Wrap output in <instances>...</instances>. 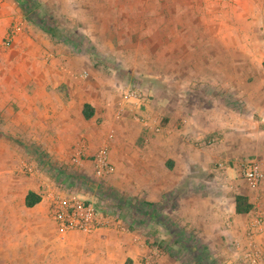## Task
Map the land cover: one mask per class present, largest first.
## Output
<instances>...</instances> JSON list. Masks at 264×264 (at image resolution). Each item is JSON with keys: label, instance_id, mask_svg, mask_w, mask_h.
I'll return each instance as SVG.
<instances>
[{"label": "rangeland", "instance_id": "374dc122", "mask_svg": "<svg viewBox=\"0 0 264 264\" xmlns=\"http://www.w3.org/2000/svg\"><path fill=\"white\" fill-rule=\"evenodd\" d=\"M1 1L12 4L11 14L19 15L23 29L27 33L31 31L30 38L34 43L28 50H35L37 45L45 46L51 52L56 50L58 53L53 55L58 64L63 65L65 57H62L61 51L66 48L52 42L46 33L27 21L13 0ZM38 1L63 27V33L73 40L77 36L85 38L91 43L93 51L101 55V64L91 70L94 75L83 73L82 76L78 72L67 77L66 81L81 87L84 83L87 86L90 77V80L99 82L100 89H97L94 116L90 120L80 119L79 123L76 122L77 128L72 130L71 125L76 124L75 105H70L63 112L68 100L64 95L67 92L61 71L54 69L48 72L45 66L52 58L48 55L46 60V54L41 53L39 60L45 62H39L38 68L34 69L30 66L28 52L22 53L13 62L7 51L0 49V179L5 181V195H1L0 186V264H62L63 257L68 254L85 255L88 259L85 264H92L98 257L93 246L114 237V241L135 237L143 239L148 249V264H154L166 254L153 241L168 240L170 237L163 233V228L141 217L135 207H129H140L142 201L154 203L159 217L175 230H181L179 233L182 235H194L215 264H264V250L259 249L258 256L250 258L248 245L234 250L229 242L219 244L216 238L220 235L227 238L226 234H220L223 228L202 223L200 217H204L205 213L207 215L217 208L228 209L227 195L237 189V185L234 187L225 183L224 165L215 163L219 167L217 176L200 165L195 166V162L191 167L188 163L187 169H184L185 165H180L179 170L171 169L172 160L168 158L171 149L159 147V136L171 132L164 130L163 110L157 106L164 95L176 98V101L173 98L166 100L167 113L174 115L176 122L182 115L188 119L196 114L200 117L199 124L204 125L207 107L223 96L229 100L230 111L242 107L237 98L232 97L233 90L211 89L209 66L219 62L218 54L221 53V41L217 40L216 32L228 27L205 25L204 22V19L209 22L210 19L215 21L226 16L231 18L227 22L236 21L231 16L235 11H227L225 7L222 11L226 14L217 12L216 3L214 10L208 11L203 8L204 0H193L187 16L197 19L196 26L186 25L181 20L180 26L146 27L144 20H157L158 0H146L151 9L146 14L136 8L142 0ZM18 27L20 29V24ZM211 34H215L212 42L209 39ZM244 44L252 54L245 59L247 66L258 65L264 60V25L257 36L247 38ZM0 46L3 49L9 47L1 43ZM238 46L241 43L234 42L230 37L231 55ZM84 56L90 63L89 57ZM31 69L34 70L30 72ZM36 69L39 80L36 74L33 78L31 75ZM66 69L63 66L65 72L71 73ZM219 76L221 78L222 75ZM236 76L232 75L230 82L236 81ZM215 77L214 80H217ZM53 78V82L59 84L54 91L49 82ZM251 81L252 78L247 76L246 82ZM215 83L217 87L220 85ZM127 88L138 90L143 101L154 104L145 111L139 104L141 100L135 105L132 98L124 99L123 92ZM76 94L82 99V92ZM149 121L151 137L146 134ZM256 125L262 131L264 149V120L256 122ZM253 128L247 123L248 145L252 140L248 133L251 135ZM213 137L208 140L211 142ZM98 149H105L106 161L111 167L104 177L95 173L94 159ZM197 151L200 152V149ZM195 156L196 162L205 163V154L196 153ZM252 159H255L253 154L242 157L236 163L235 175L243 178V169ZM182 174L185 175L182 177ZM173 177L182 178L181 183L175 182ZM52 187L77 192L91 200L96 208L107 210L110 215L100 229L101 235L75 230L60 231L47 209L46 196ZM107 188L112 189L111 197L101 195V191ZM28 190L40 197L32 207L23 204ZM121 197L129 199L131 204L124 205L117 212L119 216L115 217L112 211L118 209L117 200ZM251 210H256V206L253 205ZM128 224L135 228L128 229ZM197 226L203 235L198 234ZM105 233L111 237H105ZM205 236L206 242H202L200 239ZM103 254L110 264L127 263L120 247L103 250ZM184 257L194 261L191 256Z\"/></svg>", "mask_w": 264, "mask_h": 264}, {"label": "crops", "instance_id": "0c3cea01", "mask_svg": "<svg viewBox=\"0 0 264 264\" xmlns=\"http://www.w3.org/2000/svg\"><path fill=\"white\" fill-rule=\"evenodd\" d=\"M195 1V0H194ZM193 0H158V16L156 22L143 21L146 27L151 25H165V27L169 26H177L182 24L181 20L189 26H196L197 19L191 18L187 16L189 8H191V3ZM14 2V1H13ZM204 9H208V11L214 10V4L216 5V11L221 12L222 14H226V12L222 11L223 8L227 7V11L232 9L235 12L231 13V16L235 17L236 21L227 22L231 18H219L217 20H211L208 22L207 19H204L205 25H221L223 28L228 27L227 30H222L221 32H216L217 40L221 41V53L218 54L220 57L219 62L212 67L209 66V74H212L211 80H209L211 84V89L221 90H233L232 97L237 98V101L242 105L238 110L230 111L229 110V101L224 96L217 100V102H213L210 107H207V114L204 116L205 124H199V116L192 115L190 118L186 119V116L182 115L180 120L176 122L174 115L167 113L169 109L166 105V100L173 98L176 101L175 96L164 95L163 98L159 99V103L157 104L158 109L163 110V127L165 131H171L170 133L162 134L159 136V147L161 149H171L168 152V158L172 160L171 169L179 170L181 168L180 165H185L184 169H187L186 166L190 163V167L196 163L195 166L200 165L203 168L208 169L209 172H214V175L217 176L218 169L215 166V163H222L224 165L225 170V183L227 185L236 186V191H230L227 196L228 209H213L211 213H207V215H202L204 217H200L202 219V223L214 226H221L223 230L220 234H226L227 238L221 237L220 235L216 238V242L219 244L223 243H231L232 249H238L243 247V245H248L247 248H254L259 251V249L264 250V149H262V131L256 122H260L264 120V79L261 80L264 76V68L262 66V61L258 63V65L249 67L247 66V59L252 54L250 53V49L246 48L244 44L247 41V38L253 37V35L257 36V33L262 25H264V0H204ZM15 4V3H14ZM224 6V7H223ZM134 7V4L133 6ZM131 7V8H132ZM136 8L141 9L143 14L151 11L148 1L142 0L141 5L136 6ZM133 9V8H132ZM13 5L7 2H2L0 0V43L6 32L12 26H16L20 24L21 31L16 33L11 40V44L6 49H3L0 46V49L7 51V54L12 58L13 62H16L22 53H29L30 66L38 68L39 62H45V60H39V55L46 54V60L49 57L52 58L50 63L45 64L46 68L49 71H54V69H60L62 74V81L65 84L66 92L64 95L67 98L66 105L63 109L65 112L70 105L74 106V123H79L80 119L82 120H90L91 117L94 116L95 109L94 105L96 102V97L98 95L97 89L98 81L91 79L89 77V81L86 82L87 86L74 85L71 81H66L67 77H72L74 73L81 72L80 75L85 73L84 75H94L93 65L86 61L83 54L72 53L68 46L59 44L62 48H66V50H62V57H65L62 62L63 65H59L56 57L53 54H56V50L51 52L47 47L37 45V48L34 50L28 48L33 46L32 39L30 38L31 31L28 33L23 29L24 25L21 23V19L19 15H12ZM191 11V10H190ZM163 16H167L163 19ZM180 26V25H179ZM19 29V30H20ZM248 31L251 33L249 34ZM261 31V30H260ZM191 32V31H190ZM189 32V33H190ZM149 35V31H147ZM213 34V33H212ZM210 35L209 39L212 42L213 36ZM253 34V35H252ZM230 37H233L234 42L241 43V46H238L234 54L231 55L229 50ZM259 38L255 37V40ZM58 53V52H57ZM83 56V57H82ZM54 57V58H53ZM234 58L233 60H230ZM65 64V65H64ZM63 66L66 67V70L71 71V73L65 72L63 70ZM31 69L30 72H32ZM36 74V75H35ZM37 69L35 73H31L32 78L36 76L37 78ZM35 75V76H34ZM214 75L217 80H214ZM219 75H222L221 78ZM236 76V81L230 82L231 76ZM83 76V75H82ZM247 76L252 78L251 82H246ZM39 80V78H37ZM54 78L50 80L52 91L56 89L58 83H54ZM215 82L220 83V85L215 86ZM215 83V84H214ZM232 85V87H231ZM76 86L80 87L77 88ZM83 93L82 99L77 96L76 93ZM79 95V94H78ZM100 95V93H99ZM76 99V101H75ZM142 101L139 103L144 107L145 111H148L151 108V105L154 103H148L147 101ZM219 100H221L219 102ZM72 101V103H70ZM134 102V101H133ZM84 103H88L93 108V114L89 119H84L81 110L82 105ZM138 102H134L135 105ZM233 104H236L233 102ZM258 119V120H257ZM77 123L71 125L72 130L77 128ZM165 123V124H164ZM177 123L179 126H176ZM247 123L249 126L252 125L253 133L248 137L251 138L249 145L247 144V133L245 132ZM67 127L71 128L70 124L65 123ZM148 127L146 128V134L148 137L150 133H152L151 123L150 121L147 123ZM175 124V128L173 127ZM167 127V128H166ZM162 129V128H161ZM215 136L211 138V142L208 140L209 137ZM152 139V138H151ZM194 140V141H193ZM205 144V145H204ZM183 149H193V151H183ZM196 149H200V152H196ZM197 154H205L206 161L203 163L202 161L196 162ZM253 154L255 159L258 160L260 164V169L262 172V178L258 181V183L252 187V189L248 188L246 185V180L244 178H239L238 174L235 175L236 172V163L245 157L246 155ZM217 163V164H218ZM205 165V167L203 166ZM214 165V166H213ZM222 167V166H220ZM235 169V170H234ZM185 174H182V177ZM175 182L181 183L182 178L173 177ZM163 184V183H162ZM1 195H5V181L4 179H0ZM212 189H208L210 191ZM36 193V192H35ZM38 194V193H37ZM39 195V194H38ZM242 195L246 198V201L252 206H256V210L258 211L262 217V227L259 233H253L251 240H247V232H251L247 225L251 222L252 217L251 214L254 212L251 208L244 213H235L234 212V196ZM214 200V199H213ZM216 201V200H214ZM253 204V205H252ZM191 210L190 212H193ZM193 216V215H192ZM201 224V223H198ZM249 226V225H248ZM198 228V234L203 235L202 232ZM100 229L97 230L93 235L100 234ZM100 237V236H99ZM105 237H111L110 234L105 233ZM115 238V237H114ZM113 238V239H114ZM133 239L125 238V240L114 241L109 238V241L106 239L103 242H99L93 246V250L98 252V257L92 262V264H110L103 257V250L116 249V247H120L124 251L126 264H148V249L144 245L143 239ZM202 242H206V236L200 239ZM121 241V242H120ZM231 241V242H230ZM204 244V243H203ZM70 250V248H69ZM87 256L85 255H71L68 254L63 257L62 264H85L87 261ZM115 264H124L123 261ZM154 264H179L176 260L168 256H161L157 259Z\"/></svg>", "mask_w": 264, "mask_h": 264}, {"label": "trees", "instance_id": "16d2710c", "mask_svg": "<svg viewBox=\"0 0 264 264\" xmlns=\"http://www.w3.org/2000/svg\"><path fill=\"white\" fill-rule=\"evenodd\" d=\"M15 5L19 8L21 15L29 22L37 26L41 31L46 33L52 42L66 45L69 47L72 53L83 54L89 57L93 66H99L101 64L100 57L96 52L93 51L91 43L86 41L85 38L77 36L75 40L70 39L69 36L63 33V27L58 25L47 12L45 8L41 6L38 0H13ZM264 68V61L262 62ZM81 114L84 119H89L93 114V108L88 104L84 103L82 105ZM112 189L107 188L105 191H101V195L105 197H111ZM40 197L37 193L28 190L23 197V204L25 207H32L37 204ZM116 205L118 209L112 211V214L117 217L119 216L121 208L125 205H130V200L119 198ZM140 207L135 205L129 206L134 208L136 212L142 217H145L148 221L155 225L156 227H161L164 230V234L170 237L168 240L155 239L153 244L159 248L162 252L176 260L179 264H215L212 259L205 253L206 250L194 235L189 234L187 236L179 233L181 230H175L169 224L164 222L163 218H160L157 209L152 202L142 201ZM97 207V206H96ZM251 208V204L246 201V198L242 195L234 196V212L244 213ZM99 209V208H97ZM100 210V209H99ZM119 210V211H118ZM103 215L108 214L107 210H100ZM167 218V217H166ZM167 224V225H166ZM128 229L132 230L135 227L128 224ZM159 232V231H158ZM176 245V246H175ZM175 246V247H174ZM185 254V255H184ZM184 256H191L194 261L185 258Z\"/></svg>", "mask_w": 264, "mask_h": 264}, {"label": "built area", "instance_id": "2783aa9c", "mask_svg": "<svg viewBox=\"0 0 264 264\" xmlns=\"http://www.w3.org/2000/svg\"><path fill=\"white\" fill-rule=\"evenodd\" d=\"M18 25L12 26L6 32L1 40V44L7 47L11 44V40L18 33ZM124 99L132 98L134 102L142 101V94L136 89H124ZM95 173L99 177H104L111 171L110 165L106 161L105 149H98L95 154ZM243 178L254 187L262 178V172L258 160L252 159L243 169ZM47 209L49 217L60 231L75 230L84 234H92L103 228L107 222L108 216L97 209L91 200L81 196L77 192L52 187L47 192ZM252 220L247 225L251 232H247V240H251L254 233H259L262 227V217L258 211L251 214ZM250 258L258 256V250L249 248Z\"/></svg>", "mask_w": 264, "mask_h": 264}]
</instances>
